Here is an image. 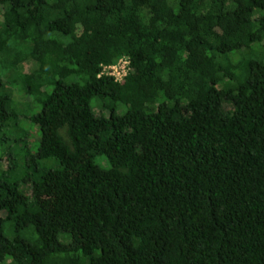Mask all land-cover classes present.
Listing matches in <instances>:
<instances>
[{"label":"trees","instance_id":"trees-1","mask_svg":"<svg viewBox=\"0 0 264 264\" xmlns=\"http://www.w3.org/2000/svg\"><path fill=\"white\" fill-rule=\"evenodd\" d=\"M0 16V67L32 110L24 157L0 153V264H264V0ZM120 58L121 82L99 75ZM22 117L1 95L0 131Z\"/></svg>","mask_w":264,"mask_h":264},{"label":"rangeland","instance_id":"rangeland-1","mask_svg":"<svg viewBox=\"0 0 264 264\" xmlns=\"http://www.w3.org/2000/svg\"><path fill=\"white\" fill-rule=\"evenodd\" d=\"M0 20H1V16H0ZM29 68H30L29 66L24 67L23 72L27 73ZM12 75H13L12 73H7L5 68L0 67V96L1 95L8 96L9 108L14 112L20 113L22 116L25 117H22V120L19 121L18 126H16V128L9 127L6 130L0 131V137L4 136L6 138H12V139L20 138L19 140L17 139L11 143L5 142L3 146H0V153L1 152H3V154L8 153L12 158H17V156L24 157L27 151L26 149H24L25 144L23 143L25 142L27 144V142L22 140V135L25 136V139L30 138V134L32 133L30 131L32 124L29 123L28 120H26V118H28V116L31 115L32 110H28L25 106V103L21 100L22 93L20 90V86L11 83L10 80L13 79ZM36 111H38L37 108ZM35 146L36 144H32L28 141L27 147L29 148L28 150L31 153L35 151Z\"/></svg>","mask_w":264,"mask_h":264},{"label":"built area","instance_id":"built-area-1","mask_svg":"<svg viewBox=\"0 0 264 264\" xmlns=\"http://www.w3.org/2000/svg\"><path fill=\"white\" fill-rule=\"evenodd\" d=\"M127 71V62L125 59L120 58L114 61L112 64L102 66L99 75L109 76L115 82H121Z\"/></svg>","mask_w":264,"mask_h":264}]
</instances>
